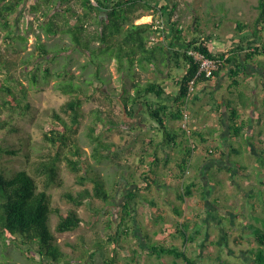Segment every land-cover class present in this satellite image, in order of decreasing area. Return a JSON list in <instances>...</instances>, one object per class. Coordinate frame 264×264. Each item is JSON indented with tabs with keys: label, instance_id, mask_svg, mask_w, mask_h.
Masks as SVG:
<instances>
[{
	"label": "trees",
	"instance_id": "trees-1",
	"mask_svg": "<svg viewBox=\"0 0 264 264\" xmlns=\"http://www.w3.org/2000/svg\"><path fill=\"white\" fill-rule=\"evenodd\" d=\"M24 1L0 0V43L6 48L16 47L18 46L16 41L21 44L26 40L17 29L18 20L11 21V16L18 13ZM71 1L39 0L30 7V10L35 12L40 7L43 8L44 23L40 28L49 35L67 36L73 50L85 55L86 62L82 65V71L88 66L93 67L94 77L101 80L103 64L114 59L124 84L118 98L123 112L133 116L136 108H139L141 123L143 124L147 118L150 127L159 134L155 136L156 139L152 137L146 139L139 147V154L133 164L136 167L135 175L130 174L129 179L121 175L123 182L112 181L111 187L116 189L122 183L124 200L118 206L117 220L109 221L106 235L98 238L91 246H88L82 237L69 244L72 252L79 253L77 262L82 264H96V260L100 264H120L122 244L136 237V229H133L131 224L139 225L135 216L137 202L148 203L141 197L147 192L150 193V189L157 188L156 185L160 182L156 176L158 167L166 166L169 161L175 159L178 173L173 174L171 179L179 184L176 199L183 201L192 195L194 183L183 181L192 156L200 147L198 143L195 144L192 137H198L201 144H204L206 139L198 131L197 126L189 127L186 123L185 129L182 124L183 114H188L189 107L200 101L197 95L198 88L208 87L219 78H228L227 92L230 95L234 94L235 98L223 97L221 102L210 100V103L204 101V104L214 113L220 133L226 131V139L238 141L244 137L248 122L241 119L239 107L245 108L247 104L238 91L239 78L246 67L255 71L258 65L264 64L261 63L263 61L257 60L264 57V0H257V15L251 23L241 26L236 22L234 30L245 32L237 42L231 43L232 48L221 53L212 52L208 44L209 37H203L202 30L195 29L197 26H193L192 30H197L199 35L195 37L192 33V38L186 40L178 20L173 19L176 7H171L168 0H77L81 13L74 12L71 7L57 8ZM155 14H160L165 21V28L153 21L134 23V20L142 16L154 17ZM59 15L63 21L61 25L54 22ZM91 24L95 27L89 28ZM37 49L40 52L38 56L40 61L32 62L28 72L30 84L36 85L38 80L45 83L52 78L57 80L55 90L68 97L60 107V111L68 119L54 110L51 112L52 120L43 125L42 136L44 143L49 147V152L35 163L34 173L21 169L7 176L0 170V240L5 243L12 242L17 247H25L24 251L31 257L39 256L40 264H71V259L56 244L55 233L72 232L87 227L88 223L80 216L78 208L90 205L94 200L107 204L113 199L116 189L113 193L101 173L86 160L75 138L82 106L91 97L83 84L90 82L80 79L76 73L67 69V66L52 73L48 66L43 64L48 54L45 47L38 44ZM192 53L215 61L217 67L206 75V72L200 70V60ZM22 61L28 67L29 59ZM11 67L15 68V63L6 60L0 51L1 105L9 109L17 107L26 110L27 90L13 77ZM174 71L180 74L175 75ZM141 72L145 74L143 79ZM101 81L103 82V79ZM208 93V96H212ZM91 113L92 121L87 132L92 144L90 157L96 164H112L117 171L122 170V151L113 142H107L102 137L104 131L119 128L120 123L116 124L110 117L104 118L99 109H94ZM188 117L189 115L186 122ZM7 125L5 120L0 119V129H5ZM222 143L220 142L215 149L201 148L212 157L211 163L217 165L212 168L217 171L226 169L231 173L233 167L228 160L224 161V158L229 159L231 155H237V149L230 145L224 146ZM15 153L13 150L0 148V156ZM216 161H222L221 167H218ZM62 164L74 175L77 184L81 186L87 182L92 184L90 190L84 188L76 193L66 190L61 194L62 199L71 206L64 214L52 206V198L48 192L52 186L62 188L63 180L60 177ZM236 166L240 170L245 169L241 164ZM198 170V173L201 172L200 174L207 177L205 169ZM37 176L42 178V186L38 184ZM175 208L180 212L178 207ZM211 209L212 206L207 208L206 221L210 219L213 221L216 217ZM53 215L58 219L52 228L50 220ZM225 217L227 219V216ZM262 221V226L252 232L253 239L258 244L257 249H260L256 256L253 255L254 252L250 253L249 258L253 264H264V217ZM182 226H188V223L177 224L174 230L182 239L181 246L155 243L156 245L149 247L143 245L140 248L149 257L166 255L174 257L177 261L181 260L184 264H195L187 255L186 244L193 242L195 236L200 237L202 232L193 231V238H189L187 232L182 231ZM199 246L196 244L198 254ZM131 253L129 261L126 260L124 264H137L134 260L136 250L132 248Z\"/></svg>",
	"mask_w": 264,
	"mask_h": 264
},
{
	"label": "rangeland",
	"instance_id": "rangeland-1",
	"mask_svg": "<svg viewBox=\"0 0 264 264\" xmlns=\"http://www.w3.org/2000/svg\"><path fill=\"white\" fill-rule=\"evenodd\" d=\"M168 1L171 7H176L173 19L178 20L186 40L191 39L193 35L197 37L199 35L197 30H202L203 37H209V48L214 53L228 51L233 46L231 43L237 42L239 37L244 34L245 31L237 32L234 30L236 22L241 26L249 24L257 15V0ZM37 2L39 0H25L19 7L18 13L11 16V21L18 20L17 29L26 40H21L24 41L21 44L16 41L18 44L16 47L6 48L0 43V51L3 57L9 62L15 63V68L11 67V72L13 77L18 79L26 88V103L28 104L26 110L17 107L9 109L1 105L2 99H0V119L8 123L5 129H0V148L16 152L13 155L3 154L0 156V170L7 176L21 169H27L30 173H34L35 163L49 152V147L44 143L42 136L43 125L52 120L51 112L54 110L68 119L60 111V107L68 100V97L55 90L54 85L57 80L52 78L48 83L38 80L36 85L30 84L28 72L32 62L40 61L37 45L42 44L48 53L43 64L47 65L52 73L67 66L66 68L76 73L80 79L90 82V84H83L86 87L85 91L91 97L82 106L75 138L86 156V160L96 167L97 172L101 173L114 193L116 188L111 187L112 181L121 180L123 182L121 175L127 179H129L130 174L135 175L136 167L133 164L139 154V147L146 139L150 137L156 139L155 136L159 134L151 128L145 129L137 125L140 114L136 110L133 116L123 112L118 98L124 84L121 74L116 68L115 60H107L103 64L101 70L103 82L94 77L93 67L88 66L82 71L86 57L83 53L73 50L69 38L60 34H46L40 28L41 24L44 23L43 8L40 7L35 12L30 10V7ZM65 7H71L74 12L81 13L77 0H72L67 5L63 4L57 8L65 9ZM151 21L163 25L165 28V21L160 14H155L154 17L142 16L134 20V23L141 24ZM54 22L61 25L63 22L61 16L56 17ZM193 26H197L196 31L195 29L192 30ZM94 27L93 24L89 26V28ZM24 59H29L28 67L27 64L23 63L22 60ZM174 74L177 75L180 72L174 71ZM141 77L142 79L145 78V74L142 72ZM254 81L256 80L254 79ZM206 89L204 94L201 93L202 91L199 93L202 95L198 94L200 101L189 107V117L186 122L189 127L197 126L198 131L206 139V142L201 144L198 142V137H192L195 144L198 143L200 147L196 150L197 153L193 154L188 172L183 176L184 182L192 181L195 185L192 189V195L183 201L176 199L179 184L171 179L173 173H178L176 163L169 161L166 166L158 167L156 176L160 179V183L156 185L157 188L150 189V193L147 192L145 196L141 197L148 203L137 202L138 205L136 204L135 216L139 225L131 224L133 229H136V237L122 244L119 255L120 264H124L126 260L129 261L132 256V248L136 250L134 260L137 264H184L181 260L177 261L174 257H167L166 255L156 258L149 257L140 248L143 245L148 247L156 245L155 243L181 246V237L174 233L177 224L180 223H188V226H182V231L187 232L189 238H193V231L200 230L202 232L200 237L195 236L193 242L186 244L187 255L195 261V264H253L252 259L249 258L250 253L254 252L253 255L256 256L260 250L257 249L258 244L255 243L254 234H252L253 231L262 226V218L264 217V183L261 182L264 180V153L260 152V140L256 136L258 131L250 130L248 135L244 133V137L234 145L237 149V155H231L229 159L224 158V161L227 162L228 160L230 166L233 167L231 173L227 172L226 169L217 171L212 168V157L206 154L203 149H215L219 145L217 143L221 133L216 127L214 113L210 111L209 106H205L204 101L210 103V100L211 102L214 100L217 102L216 100L225 96L227 88L224 86L219 90L217 88L214 98L213 95H206L208 91H213L212 87L208 86ZM226 97L229 98L231 95L226 94ZM257 102L261 103L260 99ZM94 109H99L104 118L110 117L116 124L120 123L119 128L109 132L104 131L105 134L102 136L105 141L113 142L122 151L123 169L120 171H117L112 164H96L90 157L92 144L87 132L93 116L91 111ZM147 120L145 118L143 123L149 124ZM212 121L214 127L208 125ZM137 130L139 131L138 134L135 133ZM222 134L225 135L224 132ZM223 139L225 140V137ZM224 146H227V142H224ZM253 151L256 154L253 153V155ZM221 162H217L218 167H221ZM236 164H241L246 169L245 172H251L249 173L250 176L243 178L241 175L240 177L241 172ZM201 166H204L202 170L205 169L204 173L207 177L200 174L201 172L198 173ZM234 172L236 175H233ZM60 177L63 180L62 188L52 186L48 192L52 198V206L64 214L71 206L62 199L61 194L66 190L73 193L84 188L90 190L92 184L90 182L82 186L77 184L74 175L67 170L64 164L60 167ZM36 180L42 186V178L37 176ZM120 184L109 203L103 204L94 200L90 205L78 208L80 216L88 223L87 227L78 228L72 232L55 233L56 244L71 259V264L82 263L77 262L79 253L72 252L69 244L82 237L85 243L91 246L98 238L106 235L109 221L115 222L117 220L118 206L124 200L122 195L124 189H122V183ZM209 206H212L211 211L216 216L213 221L211 219L206 221V212ZM175 207H178L180 212ZM57 219L56 215L51 217L50 225L52 228ZM215 222L216 224H214ZM196 244L200 245L199 254ZM24 249L25 247H17L12 242L5 243L0 240V264H40L39 256L31 257ZM96 264H100V262L96 260Z\"/></svg>",
	"mask_w": 264,
	"mask_h": 264
},
{
	"label": "crops",
	"instance_id": "crops-1",
	"mask_svg": "<svg viewBox=\"0 0 264 264\" xmlns=\"http://www.w3.org/2000/svg\"><path fill=\"white\" fill-rule=\"evenodd\" d=\"M240 55L242 56V54H240ZM257 60L263 61L261 63H264V57H259V58H257ZM246 68L247 69L245 70V72L240 74V78H239L240 86L238 87V91L243 95V98L246 100L247 106L245 108L239 107V112H240V115H241V119L242 120H246L248 122L245 134L248 135V132L250 130H257L258 132H256V136L260 140L259 141L260 152L264 153V145H261V144H264L263 143V139H264V64L258 65V67L256 69H254L255 71H253V69H251L250 67H246ZM254 79L256 81H254ZM228 82H229L228 78H226V77L225 78L224 77L223 78H219L218 80L213 81L210 85H208L209 87L210 86L212 87L213 91H211V90L208 91L209 92L208 94L211 93L213 95L212 97L214 98L215 93H217V88H218V90L220 88H223V86L225 88H227ZM206 88L207 87H202L201 89L198 88L197 89V95L201 91H202L201 93L204 94L206 92V90H207ZM225 93L228 94V92H225ZM226 94H225L224 97H226ZM199 95H202V94H199ZM199 95H198V97L200 98ZM206 95H207V93H206ZM228 95H230V94H228ZM229 98L230 99L235 98V95L233 94ZM222 99H223V97H222ZM222 99L219 98V100H216V101L217 102H219V101L221 102ZM259 99H260L261 103L257 102ZM237 104L239 106V103H237ZM136 111L139 112V108H136ZM140 118H141V116L139 115L138 116L139 121L137 122V125L139 127L145 128V129L146 128H151L149 124L148 125L144 124V123L142 124L141 123L142 119H140ZM215 119H216V117H215ZM216 123H217V119H216ZM208 125L214 127V122L212 121V122L208 123ZM216 127L218 128V126H216ZM151 129H153V128H151ZM135 133L138 134L139 131L137 130ZM222 135L223 134L221 133L220 140L218 141L217 144H220V142L221 143L222 142L223 143L227 142V146L230 145V146H233L236 149V147L234 145L238 141L236 139H226V136H227L226 131H225V135H223V136ZM224 137H225V140L223 139ZM221 139H223V140L221 141ZM181 140H183V138ZM195 153H197V151H195L194 154ZM253 153L256 154V152H254V151L252 152V154ZM171 162L175 163V159L172 160ZM215 165H216L215 163H214V165H213V163H211L212 167L215 166ZM203 167L204 166H201V171H204V170H202ZM207 167H209V166L207 165ZM245 170L246 169L239 170L241 172V174H239L240 177H241V175L243 176V178H244V176H248V177L250 176L249 173H251V172H249V171L245 172ZM233 175H236V172H234ZM169 180H171V179H169ZM261 182L264 183V180H261ZM158 183H160V182H158ZM175 183H177V182H175ZM253 183L255 184L254 180H253ZM171 236L173 237V235H171Z\"/></svg>",
	"mask_w": 264,
	"mask_h": 264
},
{
	"label": "built area",
	"instance_id": "built-area-1",
	"mask_svg": "<svg viewBox=\"0 0 264 264\" xmlns=\"http://www.w3.org/2000/svg\"><path fill=\"white\" fill-rule=\"evenodd\" d=\"M194 57L198 60H200V70L206 72V75H209L213 69L217 67V63L210 59H205L201 55H198L197 53H192ZM187 113L183 114V128H187L186 126V120H187Z\"/></svg>",
	"mask_w": 264,
	"mask_h": 264
}]
</instances>
